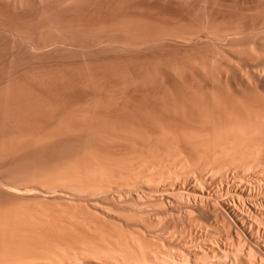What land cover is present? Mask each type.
<instances>
[{"label": "bare ground", "instance_id": "obj_1", "mask_svg": "<svg viewBox=\"0 0 264 264\" xmlns=\"http://www.w3.org/2000/svg\"><path fill=\"white\" fill-rule=\"evenodd\" d=\"M103 1L115 5L114 18L102 33L114 29L122 32L121 38L101 35L99 26L86 19L83 40L76 46L149 54L173 44L188 50L205 46L213 53H195L188 60L202 74L213 70L207 69L210 65L235 59L224 51L237 57L264 46V0H147L149 7L177 18L199 15L206 1L259 10L250 23L235 19L227 24L206 13L195 22L182 19V27L137 17L131 0H0V18L21 22H0V33L20 35L33 51L74 45L61 27L67 15L91 18ZM30 30L39 37L30 38ZM252 73L264 81V64ZM229 97L235 101L186 100L182 111L189 108L199 115L187 118L194 124L189 127L160 125V132L139 127L89 137L105 140L100 144H68L52 141L87 127L90 114L81 118L85 125L73 128L54 123V114L48 120L38 117V112L57 107H40L23 90L3 95V112L13 108L3 117L19 115L15 122L20 126V119L36 114L35 122L43 118L57 126L19 128L13 119L8 122L17 126L10 125L16 132L7 141L0 126V264H264V107L238 101L236 94ZM163 107L171 113L180 110L175 102ZM3 117L4 123L10 120ZM204 211L220 218H215L220 227H212L218 232L208 226L167 225L157 217L191 218Z\"/></svg>", "mask_w": 264, "mask_h": 264}, {"label": "rangeland", "instance_id": "obj_2", "mask_svg": "<svg viewBox=\"0 0 264 264\" xmlns=\"http://www.w3.org/2000/svg\"><path fill=\"white\" fill-rule=\"evenodd\" d=\"M145 1L146 4L141 5L142 0H131V11L136 12L137 17L151 21L152 24H169L171 27L185 26L186 23L181 21L182 19L186 18L190 22H195L206 13L213 19L227 24L235 19L250 23L259 14V10L254 11L252 7L242 3L223 4L222 2L206 1L203 3V10L199 15L192 16L188 13L177 18L163 9L149 7L147 0ZM112 5L115 4L103 1L100 11L91 18H86L77 12H70L61 26L68 34L69 42L74 44L67 47L33 51L26 48L20 35L0 33V98L7 93L23 90L26 92V96L40 103V107L44 105L47 108L57 107H55L56 109H45L44 112L41 111L42 113L38 112V117L42 115L43 118L45 117L44 119L48 120L50 116L56 115L57 117L54 116L50 119L61 121L64 124L61 122L59 124L73 128L78 124L85 125L81 118L83 115L90 114L88 116L90 121H87L86 124L92 128H87V126L78 131L80 138L78 133H73L69 135V138H61L52 142L79 144L95 141L100 144L105 140H94L89 137L104 134L116 135L118 131L126 132L129 129L132 131L133 128V131L137 128H149L150 132L151 130L156 132L159 129L158 126L161 127L160 125L189 127L194 124L187 118L196 119L199 115L195 113V110L189 108L184 110L185 113L182 111V108L188 104L185 102L186 100L208 102L211 98H218L227 101L232 98L229 96L236 94L238 101L255 102L264 107V81L257 80L252 73L254 67L264 64V46L246 50L243 56L235 52L237 57L233 56L234 51H224L227 53V57L235 59L232 62H227L225 59L219 64L208 66L207 69L213 70L207 74L199 73L197 69H192L188 64L189 58L195 53L208 55L213 53L205 46L200 49L188 50L181 45L173 44L168 49L154 50L150 54L144 50H140V52L123 51L118 48L92 50L76 46L83 40V23L86 19L95 22L99 26V33L103 36L115 38L121 36L122 32L114 31L113 25L111 26L113 30H109L106 34L102 33L104 26L110 24L114 18ZM122 8L127 9V6L124 5ZM35 10L29 9L31 12ZM52 13L55 14L56 10ZM124 14H120L114 22L121 20ZM0 22L11 25L21 24V22H12L3 18H0ZM51 31L52 29L41 30L43 33ZM95 32L94 30L93 33ZM54 34H57V31ZM29 35L34 39L39 37L35 30H30ZM174 71H176V75L172 74ZM232 99L235 101V98ZM169 102L178 104L180 110L172 112V114L163 107L164 103L168 104ZM8 107L6 108L9 112L11 108ZM2 108L0 107V110ZM57 109L62 110L58 112ZM5 112L2 109L0 116ZM8 112L6 115L9 114ZM31 114L29 115L31 116ZM26 115V112L23 113V116ZM37 115H33V119ZM47 116L48 118H46ZM20 117L24 118L22 113ZM26 117L30 121L27 124L24 122H27L25 118L24 120L20 119L22 123L18 120L20 126L18 122H15L19 119V115L16 119L12 117L15 119L13 123L15 122L19 128L42 125L47 130L57 124L43 118H39L35 122L31 117L32 120L28 116ZM1 118L0 126L5 127L2 138L7 141L16 132L11 130L10 125L15 128L17 126L10 124L13 120L10 119L11 117L6 116L10 120L7 119L5 123ZM91 120L95 121L91 122ZM197 125L198 123H196ZM145 129L141 130L146 132L147 129ZM128 136L130 135L128 134ZM64 147L67 148L65 145ZM157 217L167 225L186 226L191 224L199 230L201 228L203 230V226L206 230L208 226L207 230L212 231L215 230L212 229L213 226L220 227V223L216 224L220 218L206 211L196 213L191 218H185L179 214H159ZM215 218L218 220L215 221ZM215 231L218 232L217 229Z\"/></svg>", "mask_w": 264, "mask_h": 264}]
</instances>
